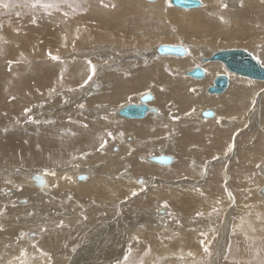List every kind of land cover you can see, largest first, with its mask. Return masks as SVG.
I'll return each mask as SVG.
<instances>
[{
	"label": "bare ground",
	"instance_id": "6f19581e",
	"mask_svg": "<svg viewBox=\"0 0 264 264\" xmlns=\"http://www.w3.org/2000/svg\"><path fill=\"white\" fill-rule=\"evenodd\" d=\"M7 1H0V16L6 17L0 20L1 260L5 254H21L38 264V245L46 255L53 254L55 264L59 257L70 256L69 248L79 257L72 264L93 262L101 253L94 251L95 231L108 227L113 239L131 248L132 260L142 256L149 264L179 250L186 255L199 248L197 242L210 239L206 232L197 239L180 233L191 224V214L232 201L258 208L264 198V80L232 73L209 59L218 52L215 47H261L256 49L260 58L247 52L264 66V0H225L234 9L220 7L219 0H202L194 9H168L166 0ZM36 8L45 19H32L34 24L23 20ZM11 12L22 13L21 19ZM182 39L194 46L184 47L182 57L159 55V47H152ZM200 43L212 51L195 48ZM133 46L142 49L129 56L126 48ZM199 64L204 78L188 76ZM92 65V82L79 89ZM119 69L131 71L130 76ZM220 75L228 78V87L213 95L208 89ZM144 91L136 103L126 102ZM146 94L152 99L146 102L144 118L118 114L125 106L141 105ZM208 111L213 118L203 116ZM234 136L237 151L231 154ZM162 154L171 156L172 163L159 166L154 158ZM225 173L231 181L228 191L234 193L231 200L221 184ZM163 178L189 186L198 178L203 182L192 189L187 184L179 190L156 187ZM150 184L155 187L133 198ZM260 186L262 197L254 190ZM159 202L176 207L178 223L185 225L169 239L173 249L164 247L163 231L174 221L154 216ZM101 210L115 213L106 223ZM241 210L229 233L249 221ZM195 218L201 222L195 221L196 228L209 219ZM90 245L93 249L87 250ZM120 257L109 264L122 261Z\"/></svg>",
	"mask_w": 264,
	"mask_h": 264
},
{
	"label": "rangeland",
	"instance_id": "374dc122",
	"mask_svg": "<svg viewBox=\"0 0 264 264\" xmlns=\"http://www.w3.org/2000/svg\"><path fill=\"white\" fill-rule=\"evenodd\" d=\"M0 1L4 2L6 0H0ZM9 1H11V0H8L7 2H9ZM199 1L201 3H203L202 0H199ZM3 2H0V7H1ZM166 2H167V6L166 7L168 9H176V8L171 6V4L169 3V0H166ZM219 2H220V5H221L220 7H223L224 9L232 8V7H229V6L228 7H224L225 5L227 6V2L225 0H219ZM225 2H226V4H225ZM237 8H240V7H237ZM232 9H234V8H232ZM11 13L13 15H16L17 17H20V19H21V14L22 13H18V12H11ZM38 17L39 18H44V16L40 13L38 8H36L33 11L28 12L27 15L23 18V20L28 19L30 24L31 23L34 24V20L36 18H38ZM5 18L6 17H4V16H0V20L1 21H5ZM11 19H13V17ZM32 19H34V20H32ZM18 26H19V24L13 25V28H17ZM165 44H170V45H173V46H177V45L183 46L187 50L191 49V47H194L193 44L190 43V41H188L187 39H182L179 43H175V44H171V43H167V42L154 43V44H152L153 45L152 47H154V48L157 47L158 48L161 45H165ZM203 46H206L205 43H200L199 46H196L195 48L199 49L200 51H204V52H210V51H212V49H214V50H216L218 52L222 51V50L242 49V50H246L248 52H251L252 54H255L256 57H258V58H260V56H261L260 55L261 52H256V49H260L261 50V47H255V49H253L251 47L250 48L249 47L246 48L244 46H220V47H215V48L209 49V47L206 46L205 47L206 49H205V48H203ZM105 49H106V47H103V48H100V49L99 48H95L92 51L93 52H97V50H105ZM114 49L115 48L112 47L111 51L116 52ZM141 49L142 48L140 46H133L131 48L128 47V48H126V50L128 52L126 51L125 53L128 54L129 56H135L136 54H133V51H139L140 52ZM145 50H146V48H145ZM90 53H92V52H89V54ZM115 54L122 55V53H115ZM198 57L199 58H203V55H199ZM58 60H61V58H58ZM111 64L112 63L109 62V65H111ZM198 67H201V64H199ZM125 71H126V69H122V70L119 69L118 72L125 73L129 77L131 71L129 73H126ZM226 72H229V71L227 70ZM94 75H95L94 71H92L91 74L86 79V81L82 85L79 86V89L84 88L90 82H92V80L94 78ZM233 76H235V75H233ZM89 77H91V78L89 79ZM144 93H147V91L137 93L135 95L136 96L135 100L126 101V102H128V103H136L137 96L140 95V94H144ZM125 104H127V103H123L122 105H125ZM211 118H213V117H211ZM231 120H232L231 124H233L234 117ZM235 138L236 137L234 136L233 137L232 150H230L231 154H234L237 151V146H236L237 138L236 139ZM150 139L153 140V138H149V140ZM244 140H246V139H244ZM234 146H236V148ZM221 157H223V156H221ZM216 159H219V158H216ZM222 159H224V158H222ZM222 159H220V160H222ZM232 160H233V158L231 160H229V162H231ZM216 161H218V160H216ZM211 163H212V161L210 162V164ZM192 164H193V162H192ZM159 166H163V165H159ZM198 167H199V169L201 168L200 165ZM208 168H209V166H208ZM200 171H202V169H200ZM205 171H206L205 169H204V172L202 171L204 175H205ZM224 171L225 172L228 171V166L227 167L225 166ZM253 174H254V177H255V175H257V173H253ZM112 177H114V176H112ZM115 177L117 178L118 176L115 175ZM179 179H182V178H179ZM179 179H176V180H179ZM200 179H202V178L196 179V180H199V181H197V182L193 183V185L189 186L187 183H182L183 182L182 180L181 181H175V183L172 184L173 183L172 181H167L166 182V180L163 178V179L160 180V182L157 184L156 187H161V185H162L163 187H167V188H170V189L173 188V189L179 190V189H181L182 187H184L187 184L186 186H189L188 188L192 189V187L193 188H197L196 186L202 184L203 181H201ZM221 181H222L221 182L222 188L225 187V189H227L226 192H225L226 195L229 197L230 200L233 199L234 193L230 194V191H228L229 184L231 183V181H230V177H228L227 173H225V175L223 176ZM175 185H177V186H175ZM263 185H264V182H263ZM145 187H147V186H145ZM145 187H143L141 190L137 191L135 193V195H133V198H139V197H141V195H143V193L145 195L146 194L145 192L149 191L150 187H151V189H153V187H155V184H150V185H148L147 188H145ZM261 187H263V186L254 187L255 192H257V194L259 196L262 195V194L261 195L259 194V191H260ZM235 195H237V194H235ZM248 195H249V191L245 192V194H243V196L246 197V199H248ZM261 200H262L261 203L257 205L258 208L254 207L252 204H237L235 201H232L229 204H213V206L210 207V210L202 211L200 213L197 212L196 214H191L192 216L188 217L191 224L189 225L188 229H186V231L185 230L181 231L180 230L181 228H179V227H182V226L185 227V225H184V223H182V224L178 223L179 222V216L176 213V207H172L169 203H166V202L157 203L159 205L156 204V207H155V210H154V216L159 217V215H160L161 219H162V217L165 218L166 216H168L167 219H166L167 222L174 221L173 226H170L169 228H166L165 231H163V234L165 233L164 234V238L165 239L167 238L166 240H164V242H165L164 243L165 244L164 247L165 248L169 247L171 245V243H173V241L172 240L169 241V239H172L174 236H178L179 235L177 230H180V233L182 232L181 234H183L184 232L189 233V237L190 238H196V239L198 237L197 234H202L204 232H206L207 234L210 233V239L206 238V239H203L205 241L200 240L199 242H197V243H200V245L198 244L199 248L197 250H193V251L189 250V251H187V253H186L187 256L184 255V254H180L181 252L179 250V251L176 252L174 257H171V256H160V257L152 259V262H149V264H172V263H175V264H264V198H261ZM20 205H22V204H20ZM240 205H244V208L242 209L240 207ZM102 208H104V207H100V209H102ZM240 210L242 211V213H246L250 219H249V221H245V222L242 223V225H241L242 229L240 227L237 228V229H234V231H236V232L232 231L233 230L232 229L231 230L232 233H229L231 224H232L233 219L235 217V213L237 211H240ZM101 211L104 214L103 220L105 219L104 221H106V223L108 222V220H106V219L110 218L112 216V214L115 213V212H104L103 210H101ZM164 212H166V213H164ZM109 213H111V214H109ZM80 214H82V213H80ZM52 215H53L52 217L55 216V214H52ZM195 216L202 218L201 219L202 221L205 220L204 218H209V219H207L208 222H207L206 226H202V227L198 226V228L194 227V224H195V221H196L195 219H197V218H195ZM210 218H212V219H214L216 221V223H217L216 226L214 224L215 221L212 222V220H210ZM99 221L100 220H98V223H99ZM104 221H102V222H104ZM109 221H111V220H109ZM209 222H210V225H208ZM198 223H201V222L200 221H196V224H198ZM124 224L125 223H123L122 225L125 226ZM122 225H121L120 228H123ZM111 226H112V224H111ZM99 228H100V226L96 227L95 229H99ZM107 229H109V228L107 227ZM107 229L106 230H102L101 229V230L95 231L96 233L98 232L99 234H97L98 235V240L94 238L95 240H94V242H92L94 244L93 246L96 247L94 249V251L97 250V251H99L101 253L98 254L97 258L96 257L94 258L95 261L89 262V263H85V264H92V263H94V264H101V263L102 264H109L110 262L114 261V259L116 258L117 255H118V257L120 255L121 256L120 258L123 257L121 259L122 261H117L116 260V262H114V264H146L145 261L141 260L142 256H139L138 260H132L131 256H133V255L131 254V248H129L127 246V244L123 245L121 242L119 243V241L117 242L116 239H113V238H115V237H113L111 235V233H112L111 229H113V228H111L109 230H107ZM170 231H171V233H170ZM193 233L195 234V236H193ZM237 235H239L241 239H236L235 237ZM94 236L95 235H93L91 238H93ZM223 236H225L226 238L223 237ZM99 238H101V239H99ZM103 238H105V239H103ZM102 239H103V241H101ZM95 241H97V242H95ZM87 243H88V241H87ZM81 244H84V243H81ZM241 244H243V246ZM101 245L103 247L105 246V249H106L105 252L100 251ZM167 245H169V246H167ZM93 246H91V245L88 246L87 250L89 248L93 249ZM36 247H37V254L34 257H36L35 261L38 262V264H40V262L43 263V264H55L54 263L53 254L52 255H50V254L46 255L44 250L41 249V247H39L38 245ZM170 248H172V247L170 246ZM198 251H201V252H198ZM244 251H246V252H244ZM111 252H113V253H111ZM39 253H41V254H39ZM76 253H77V251H74V250L69 248L68 254H70V256L69 257H66V256L59 257L58 258V263L60 264V263L64 262L63 264H72V262L75 260L76 256L78 255ZM127 253H128V255H127ZM145 253H146V251L144 252V254ZM200 254H202V255H200ZM86 256H88V255H86ZM66 258H67V260H66ZM77 258H79V257H77ZM168 258H170V259H168ZM177 258H179V259H177ZM180 258H182V259H180ZM4 259H5V261H4ZM12 259H13V261H12ZM24 259H25L24 255H21V254L17 255L16 257L9 256V255L5 254L4 256H2V260L0 259V264H4V263L5 264H21V263L25 264V262H27L28 264H30V263L32 264L31 259H27V260H24ZM169 260H170V262H169ZM79 262H80V260H79ZM33 264H35V263H33Z\"/></svg>",
	"mask_w": 264,
	"mask_h": 264
},
{
	"label": "water",
	"instance_id": "95a60500",
	"mask_svg": "<svg viewBox=\"0 0 264 264\" xmlns=\"http://www.w3.org/2000/svg\"><path fill=\"white\" fill-rule=\"evenodd\" d=\"M170 4L174 7L183 9H194L201 6V2L199 0H170ZM157 53L159 55H173L182 57L185 55L186 49L183 46L163 45L157 49ZM209 60L222 62L230 72L241 75L248 79L258 81L264 80V66H262L260 61L252 56V54H249L245 50H222L214 53ZM188 76L195 79H203L205 72L202 68L197 67L189 72ZM227 87L228 78L226 76L220 75L215 78L214 84L208 89V92L211 94H222L225 92ZM151 99L152 96L146 94L141 98V105L131 104L125 106L119 110L118 114L121 117L128 119L144 118L148 110L146 102L150 101ZM203 116L205 118H210L213 116V112H205L203 113ZM154 161L162 165H169L172 163L173 158L171 156L162 154L158 157H155ZM84 177L85 176H79V179L83 180ZM262 193L264 194V188H262Z\"/></svg>",
	"mask_w": 264,
	"mask_h": 264
},
{
	"label": "snow or ice",
	"instance_id": "6c2138e0",
	"mask_svg": "<svg viewBox=\"0 0 264 264\" xmlns=\"http://www.w3.org/2000/svg\"><path fill=\"white\" fill-rule=\"evenodd\" d=\"M225 7H226V5H225ZM53 59H57V57H52ZM93 71H94V66H93ZM91 77H89V79H90ZM81 107H83V105H81ZM27 111V110H26ZM110 135V134H109ZM103 146V145H102ZM231 150V148L229 149V151ZM53 175H54V173H52ZM142 182V181H141ZM134 195H135V193H133ZM166 206V205H165Z\"/></svg>",
	"mask_w": 264,
	"mask_h": 264
}]
</instances>
